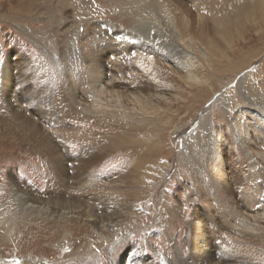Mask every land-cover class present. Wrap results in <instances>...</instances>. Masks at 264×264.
Masks as SVG:
<instances>
[{"label": "rangeland", "instance_id": "374dc122", "mask_svg": "<svg viewBox=\"0 0 264 264\" xmlns=\"http://www.w3.org/2000/svg\"><path fill=\"white\" fill-rule=\"evenodd\" d=\"M51 1L30 0L19 5L16 0H0V264H134L138 261L140 264L177 263L190 258L193 247V232L190 228L193 223L199 222L207 229L213 228L210 226L213 222L217 228L213 230L216 242H221V234L230 232L220 227L214 204L206 193L198 189L195 179L190 176V182L185 178L189 169L181 170L173 164V158L181 150L183 137L203 140L207 134L206 129H220L225 140L224 148L222 147L225 160L224 179L227 186L237 191L232 197L238 199V192L247 172V161L236 145L230 118L237 110L246 109L247 100L252 96L256 98V104L264 108V100L257 99L258 93L264 96V26L259 24L258 5L252 1L248 5L249 10L241 13L244 18L241 21V30L236 34L224 26L231 20L228 15V0H211L201 9L189 0H163L178 28L184 23H190L193 31H201L203 35L215 39L225 57L213 62L209 58L203 60L200 56L188 53L192 58L190 62L193 68L198 70L202 81H206L204 93H192V96L200 98L194 102L191 97L188 99L189 90L183 87L182 91L178 90L179 94L182 93L183 100L171 108L172 119L167 123L164 119L157 127L162 136L164 135V152L159 155L160 158H154V161L146 164L148 171L143 172L142 177L138 173L132 177L122 174L130 154L125 149H119L88 168L79 191L70 179L77 174L76 167L85 158V148L89 147L82 142L92 137L99 141L98 137L105 133L97 130L85 132L80 128L78 131L84 134V138H79L81 141L76 143H65L63 137L60 139L61 143L55 138L51 139L50 144L56 148L53 149L56 150L55 154L60 156L63 166H66L64 181L61 183L55 179L43 153L32 147L33 145L30 147L21 141L20 137L23 138L26 130L23 132L21 129L22 134H19L14 125L20 123L25 127L30 124V120L22 110H18L20 115L17 120L12 117L13 113H17L16 100L18 99L22 107L30 102V108H34L29 111L39 124L35 136L32 137V144L35 146L42 139L44 128L61 130L64 133L77 132L71 121L78 119L73 116L69 107L63 114L64 124H58L57 121L63 116L58 114L56 104L53 100L43 102L45 94L52 95L53 92L59 99H66L60 82L54 80L58 74L54 64L59 59L58 53L66 50L65 47L74 40L72 35L77 30L80 35L78 40L83 43L84 39L94 41V37L111 38V27L124 32L130 31L133 26L128 21L126 3L88 0L82 4L84 12L69 7L65 12L62 11L63 17L58 15L59 19L50 21L47 6ZM71 2L72 0H63L61 6L65 8ZM63 18L67 23L59 25L64 22ZM160 21L155 20L152 25L160 29L162 35L170 36ZM223 22L224 27L221 28L220 23ZM217 24L224 34L223 37L226 35L222 39L216 34ZM225 41L232 44L231 49ZM234 51L240 56L234 55ZM254 52L255 55L252 56ZM245 56L250 57L245 69L236 73L228 71L229 68L238 66ZM106 58L108 59L106 56L100 62L102 66L106 65ZM42 73L44 76L40 81ZM121 73L127 76V72ZM14 92L17 94L16 99ZM202 99L204 103H201ZM40 105L44 107L46 117L42 120L36 117ZM45 119L48 120L46 124ZM112 129L114 127L110 126V130ZM48 137L53 138L51 135ZM254 149V156L257 157L255 162L262 170L264 142L259 141ZM200 152L196 151L195 154ZM195 162L192 161V165ZM123 176L125 178L122 187H116L117 183L115 186L112 184ZM262 181L264 175L257 182ZM109 192L113 196L117 194V198L111 199L117 202L116 205L111 204L107 198ZM25 197L50 206L56 201L75 202L81 206L82 213L78 217L70 216L65 219L50 217L48 213L32 212L22 205V198ZM90 208L95 215L93 218L102 217L105 221L103 224L86 218L83 212ZM66 210L69 211V208ZM110 212L118 214V219L108 215ZM206 232V239L210 241V250L213 252L216 247L215 239L210 240ZM249 240H242L243 248H247L248 253L233 256L234 259L230 260L232 264H264V243ZM219 259L217 257L216 262L221 263L222 258Z\"/></svg>", "mask_w": 264, "mask_h": 264}, {"label": "bare ground", "instance_id": "6f19581e", "mask_svg": "<svg viewBox=\"0 0 264 264\" xmlns=\"http://www.w3.org/2000/svg\"><path fill=\"white\" fill-rule=\"evenodd\" d=\"M16 1L19 5L30 2V0ZM86 1L88 0H72V4L69 6L65 5V8L61 6L63 0H53L48 6L44 4L48 8V19L55 21L56 18L59 19L58 15H62L63 17V12L69 9V7H74L78 12H84L85 9L82 7V4L84 5ZM90 1L95 2V0ZM108 1L113 4H127L126 14L133 28L130 31L122 32L111 27L109 29L111 38L94 37V41L91 42L90 39H84L83 43H80L82 40H78L80 37L78 34L79 31H75L72 35L74 40L65 47L66 50L58 53L59 57L57 58L59 59H56L54 63L57 70L55 72H58L56 74L57 76L54 75L56 76L54 80L57 83L60 82L66 99H59L53 91L52 95L45 94L43 98L44 103L45 101L53 100L54 104H56L58 114L63 116L61 120L57 121L58 124L63 123L65 117L63 114L67 107H69L73 112V116H76L79 121H71V125L74 126L77 132L64 133V131L53 130L47 127L44 128V132L42 131V139L38 140L35 146L32 144V137L35 136L39 124L31 117L32 113L29 109L34 108H30V102L22 107L17 99V113H13L14 115H12L17 120L20 115L18 110L25 112L24 114L30 120V124L28 126L25 125V127H22L20 123L14 125L18 129L16 131L19 134L21 133V129L23 132L26 130V134L24 135L23 133V138L20 137L22 139L21 141L26 142L30 147L33 145L32 147H35L40 153H43L44 157L47 158L45 161L50 164V169L55 179L61 183L64 181L66 166H63L60 156L58 157L55 154L56 150L53 149L56 148L50 144L51 139L54 140L55 138L57 142L61 143L62 141L60 139L63 137L65 143H76L81 141L78 140L79 138H84V134L82 135L78 131L80 128L85 130V132L97 130L105 133L104 136L98 137L99 141L92 137V139H87L82 142L89 147L85 148V158L80 161L79 167H76L78 168L76 170L77 174L70 179L73 181L72 184H74L75 189L79 191L82 188L81 185H83L82 181L86 178L84 175L89 171L88 168L100 162L107 154L115 153L119 149H125L130 154L122 174L126 177H132L138 173V176L142 177V173L148 171L146 164L154 161L152 160L154 158H160L164 152V135L162 136L161 131L157 130V127L164 119L167 120L165 123L172 119L171 108L183 100V95H181V92L179 94L178 90L182 87L187 91L189 90L188 94L190 96L188 99L191 97L194 102L199 97L192 96V93H195V91L196 93H204L206 81H202L198 70L193 68L190 62L192 58L188 53L194 56H200L203 60L209 58L213 62H216V59L225 57L219 50L215 39L208 35H203L201 31H198V33L193 31L194 28H191L190 23H184L178 28L176 20L171 16L163 0ZM189 1L195 3L197 8L199 7L201 9L211 0ZM252 1L258 5L259 24L264 26V0H228L227 6L230 7L228 9V15L231 20L229 23H225L226 25H224V22L220 23L221 28L226 26L225 28L227 30L229 29L238 34L237 32L241 30V21L244 18L241 13L249 10L248 5ZM155 20L157 22L161 20L160 22L167 28L171 38H169L170 36L162 35L160 29L152 25ZM66 23V21L60 22L59 25ZM220 26L217 24L218 30L216 34L222 39L224 34L220 30ZM225 42L227 47L231 49L232 44L229 41ZM90 45L92 47H89ZM236 52L234 51V55H238ZM254 55L255 52L252 56ZM106 56L108 57V59L106 58V65L102 66L103 64L101 65L100 62ZM249 59V56L243 57L238 66L229 68L228 71L236 73L241 69H245ZM121 72H127L126 75L128 77L124 76ZM43 76L44 73L41 74L40 81L43 80ZM16 95L14 97L15 99L17 98ZM48 96L50 97L49 99ZM258 98L264 100V96L260 93L257 94ZM255 99L253 96L248 100L246 98L249 104H247L248 107L237 110L230 118L232 134L235 138L236 145L239 146L247 161V172L243 180V186L238 192V199L232 197L237 191L227 186L228 183L224 179L225 160L222 156V147L224 148L225 140L223 139L221 130H213L216 127L206 129L207 134L203 140H199L200 138L191 139L189 138L190 136L183 137L184 141L182 142L181 150L173 158V164L181 170L184 169V171L187 168L189 169L186 173L187 177L185 178L187 180L189 179L190 182L192 180L190 176L193 177V180H198V183L195 180L194 183L198 185V189L201 192L207 194L209 200L214 204L215 211L218 213L217 218L220 220V227L225 228L230 233H222L221 242L218 241L219 243L217 244V239L213 231L217 228H215L213 222L210 225L213 228L208 227V229L207 227H203V225L201 226V222L199 224L193 223L190 228L193 232V247L190 252V258L185 259V261L183 260L184 262L179 261L172 264H232L231 258L234 259L233 256L240 253H243V255L248 253L247 248H243L242 240L248 238V240L254 239L259 243H264V181L262 183L257 182L261 179V175H264V169H260L258 163L255 162V158L257 157L254 156L255 146H257L259 141L264 142V108L259 107L254 101ZM200 101L202 103L203 99ZM46 105L48 106V104ZM53 106L55 107V105ZM38 108L39 111L36 117L41 120L46 118L44 116V107L40 105ZM45 120L44 123L46 124L48 120ZM110 126H113L114 129L110 130ZM200 126L203 125L201 124ZM48 135L53 136V138H49ZM57 135H60V137ZM196 151L201 152L196 155ZM192 161H196L195 165H192ZM124 176L121 180H116L112 184L115 186L117 183L116 187H122L124 185ZM116 195L113 196L110 192L108 193L107 198L113 205H116L117 202H113L111 199L117 198ZM46 204L39 201L36 202L34 199L32 200L28 197L22 198L23 207L36 213H48L50 217H64L67 219L70 216L78 217V214L82 213L81 206L75 202L56 201L54 204L52 202V206ZM66 208H69V211ZM83 214L89 220H98L101 224L105 222L102 217L98 216L93 218L95 215L92 213L91 208L89 211L83 212ZM108 215L114 216L115 220L118 219V214L110 212ZM111 223L113 224L115 222ZM106 224H108V220ZM205 232L208 234L210 240L211 238L215 239L216 247L213 252L210 250V241L206 239ZM217 257L218 259L222 258L221 263L216 262ZM139 262H135L134 264H140L141 262Z\"/></svg>", "mask_w": 264, "mask_h": 264}]
</instances>
